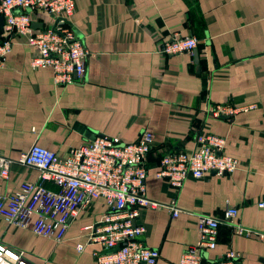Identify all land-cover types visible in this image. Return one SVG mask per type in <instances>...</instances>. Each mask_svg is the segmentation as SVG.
Segmentation results:
<instances>
[{"label":"crops","instance_id":"0c3cea01","mask_svg":"<svg viewBox=\"0 0 264 264\" xmlns=\"http://www.w3.org/2000/svg\"><path fill=\"white\" fill-rule=\"evenodd\" d=\"M33 16L40 27L53 21L48 13ZM72 22L91 51L84 79L72 84L58 86L52 70L33 69L28 35H13L0 68V152L17 160L40 143L64 155L99 134L134 141L150 129L155 143L147 193L181 208L177 217L166 206L141 210L143 238L160 249L156 264H178L198 239L199 214L223 222L212 256L233 248L244 264H264V239L237 234L225 219L226 208L234 206L238 221L264 232V207L258 206L264 200V0H76ZM187 35L198 39V62L193 52H161L165 41ZM251 103L254 109L234 116L213 114L217 104ZM201 132L226 136L225 151L240 167L189 178L176 191L157 177L160 160L171 149L192 150ZM39 173L14 162L9 177L0 176V194ZM104 210L102 199L83 210L62 241L0 218V239L34 264H98L93 252L99 245L79 251L77 244L85 242L82 227Z\"/></svg>","mask_w":264,"mask_h":264},{"label":"built area","instance_id":"2783aa9c","mask_svg":"<svg viewBox=\"0 0 264 264\" xmlns=\"http://www.w3.org/2000/svg\"><path fill=\"white\" fill-rule=\"evenodd\" d=\"M75 8L76 0H0V13L4 16L0 68L6 65L12 51L13 35L27 34L35 49L30 62L33 69L52 70L58 86L83 80L91 51L72 22ZM35 12L50 14L52 23L35 27ZM197 45L195 36H179L165 41L161 52H193ZM255 107L254 103L217 104L213 114L234 116ZM227 142L224 135L201 132L192 150L171 149L163 154L157 177L166 179L179 191L189 178L233 173L240 167V160L225 151ZM154 143V133L145 129L134 141L99 134L64 155L40 143H34L17 160L0 152V176L4 178L9 177L16 161L40 171L37 180L23 181L18 190L0 194V218L62 241L72 221L102 199L105 210L99 219L82 227L85 242L78 243L77 249L83 251L87 245H99L101 250L93 252L98 264H156L160 249L149 246L143 238L146 226L138 221L141 210L166 206L177 217L181 208L157 201L147 193L148 157ZM258 206L264 207V200ZM238 217L239 208H226L225 219L237 234L264 239V232L242 224ZM222 223L215 216L199 214L198 239L182 252L178 264H244L242 252L233 248L218 256L211 255L218 245ZM0 264L34 263L24 250L0 239Z\"/></svg>","mask_w":264,"mask_h":264},{"label":"water","instance_id":"95a60500","mask_svg":"<svg viewBox=\"0 0 264 264\" xmlns=\"http://www.w3.org/2000/svg\"><path fill=\"white\" fill-rule=\"evenodd\" d=\"M3 24H4V16L1 14V15H0V30H3ZM34 26H35V27H40V26H38L37 23H35ZM193 53H194V55H195L196 62H198V60H199V56H198V55H199V51H198V48H195V49L193 50Z\"/></svg>","mask_w":264,"mask_h":264}]
</instances>
